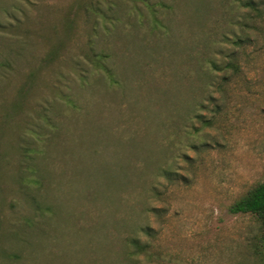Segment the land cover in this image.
Masks as SVG:
<instances>
[{"label":"rangeland","instance_id":"374dc122","mask_svg":"<svg viewBox=\"0 0 264 264\" xmlns=\"http://www.w3.org/2000/svg\"><path fill=\"white\" fill-rule=\"evenodd\" d=\"M263 179L264 0H0V264H263Z\"/></svg>","mask_w":264,"mask_h":264},{"label":"trees","instance_id":"16d2710c","mask_svg":"<svg viewBox=\"0 0 264 264\" xmlns=\"http://www.w3.org/2000/svg\"><path fill=\"white\" fill-rule=\"evenodd\" d=\"M167 172V171H166ZM232 214L251 215L257 219L260 224L262 233L260 243L263 248V264H264V179L260 183L252 187L245 195L236 200L229 208ZM127 246L132 250L135 257L139 253L146 251V244L142 243L138 237H130L127 240ZM133 257V258H134Z\"/></svg>","mask_w":264,"mask_h":264}]
</instances>
